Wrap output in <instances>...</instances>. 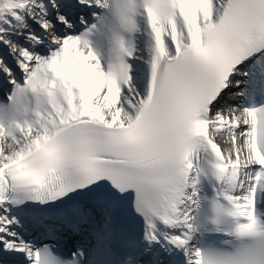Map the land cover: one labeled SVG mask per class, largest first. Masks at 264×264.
<instances>
[{
    "label": "snow or ice",
    "instance_id": "1",
    "mask_svg": "<svg viewBox=\"0 0 264 264\" xmlns=\"http://www.w3.org/2000/svg\"><path fill=\"white\" fill-rule=\"evenodd\" d=\"M0 264H264V0H0Z\"/></svg>",
    "mask_w": 264,
    "mask_h": 264
}]
</instances>
